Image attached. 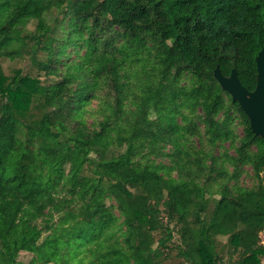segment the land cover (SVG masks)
<instances>
[{
    "label": "trees",
    "instance_id": "1",
    "mask_svg": "<svg viewBox=\"0 0 264 264\" xmlns=\"http://www.w3.org/2000/svg\"><path fill=\"white\" fill-rule=\"evenodd\" d=\"M263 47L264 0H0V264H260L264 138L213 70L252 90Z\"/></svg>",
    "mask_w": 264,
    "mask_h": 264
},
{
    "label": "water",
    "instance_id": "2",
    "mask_svg": "<svg viewBox=\"0 0 264 264\" xmlns=\"http://www.w3.org/2000/svg\"><path fill=\"white\" fill-rule=\"evenodd\" d=\"M255 64L256 83L252 90L241 84L235 68L228 75H223L216 65L213 75L220 87L229 93L246 114L254 135L264 138V47L255 56Z\"/></svg>",
    "mask_w": 264,
    "mask_h": 264
},
{
    "label": "rangeland",
    "instance_id": "3",
    "mask_svg": "<svg viewBox=\"0 0 264 264\" xmlns=\"http://www.w3.org/2000/svg\"><path fill=\"white\" fill-rule=\"evenodd\" d=\"M34 26V22H30L28 24V27L30 29H32ZM26 63V62H25ZM24 61L22 60H10V59H6L3 58L2 59V67L3 70L5 72V74H11L12 70L17 68V67H22L24 64ZM26 67H28V65L25 64ZM29 72L31 74H34L33 71L29 70ZM40 78L42 80V83H47V78L40 74ZM238 132L240 133V129H238ZM214 151L217 153L219 152L218 148H215ZM246 171L244 173H242L241 177H240V181L243 185L245 186H250L253 183L252 178L250 177V168L248 166H245ZM263 184H264V170H263ZM260 238L261 241L264 243V232L260 233ZM174 239L176 240V235L174 237ZM219 241L224 242L225 241V237H218ZM31 254L27 253V252H20L19 256H18V260L21 261L22 264H26L30 258ZM174 259V257H172V260ZM47 264H53V263H47ZM260 264H264V258L262 259Z\"/></svg>",
    "mask_w": 264,
    "mask_h": 264
}]
</instances>
